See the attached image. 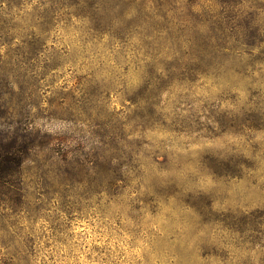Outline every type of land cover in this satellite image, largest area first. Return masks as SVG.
Segmentation results:
<instances>
[{"label": "rangeland", "instance_id": "1", "mask_svg": "<svg viewBox=\"0 0 264 264\" xmlns=\"http://www.w3.org/2000/svg\"><path fill=\"white\" fill-rule=\"evenodd\" d=\"M0 264H264V0H0Z\"/></svg>", "mask_w": 264, "mask_h": 264}]
</instances>
